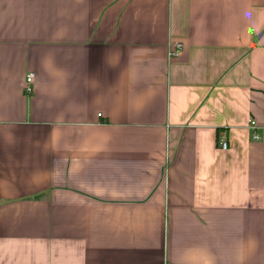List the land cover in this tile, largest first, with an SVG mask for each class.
Returning a JSON list of instances; mask_svg holds the SVG:
<instances>
[{
    "label": "crops",
    "instance_id": "obj_1",
    "mask_svg": "<svg viewBox=\"0 0 264 264\" xmlns=\"http://www.w3.org/2000/svg\"><path fill=\"white\" fill-rule=\"evenodd\" d=\"M0 264H264V0H0Z\"/></svg>",
    "mask_w": 264,
    "mask_h": 264
},
{
    "label": "built area",
    "instance_id": "obj_2",
    "mask_svg": "<svg viewBox=\"0 0 264 264\" xmlns=\"http://www.w3.org/2000/svg\"><path fill=\"white\" fill-rule=\"evenodd\" d=\"M183 45L180 42L173 43L171 46V49L169 51V55L171 57L176 56L179 51L182 49ZM35 79V74L34 73H29L26 77V83H25V90L27 93H31L33 90V81ZM101 116V115H99ZM251 125L254 127L255 122H251ZM254 139H258L259 136L257 134L253 135ZM218 147L222 150H227L229 148V143L227 140V135L226 132L222 131L219 133L218 139H217Z\"/></svg>",
    "mask_w": 264,
    "mask_h": 264
}]
</instances>
